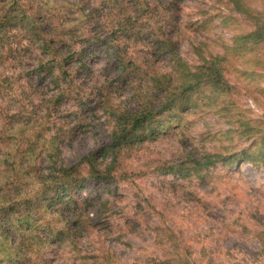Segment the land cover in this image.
<instances>
[{"label": "clouds", "instance_id": "obj_1", "mask_svg": "<svg viewBox=\"0 0 264 264\" xmlns=\"http://www.w3.org/2000/svg\"><path fill=\"white\" fill-rule=\"evenodd\" d=\"M0 264H264V0H0Z\"/></svg>", "mask_w": 264, "mask_h": 264}]
</instances>
